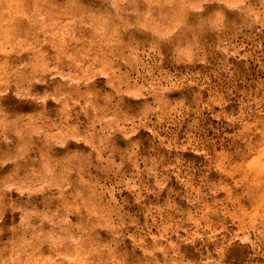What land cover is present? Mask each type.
<instances>
[{
	"label": "rangeland",
	"instance_id": "rangeland-1",
	"mask_svg": "<svg viewBox=\"0 0 264 264\" xmlns=\"http://www.w3.org/2000/svg\"><path fill=\"white\" fill-rule=\"evenodd\" d=\"M0 264H264V0H0Z\"/></svg>",
	"mask_w": 264,
	"mask_h": 264
}]
</instances>
